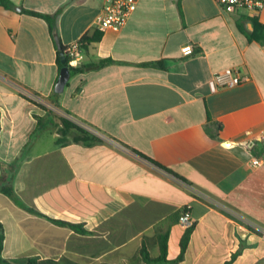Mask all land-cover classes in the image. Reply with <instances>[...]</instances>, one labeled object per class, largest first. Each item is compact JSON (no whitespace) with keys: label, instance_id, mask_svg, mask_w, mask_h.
<instances>
[{"label":"crops","instance_id":"obj_1","mask_svg":"<svg viewBox=\"0 0 264 264\" xmlns=\"http://www.w3.org/2000/svg\"><path fill=\"white\" fill-rule=\"evenodd\" d=\"M10 1L13 11L0 6L3 258L144 264L142 248L158 257V236L168 232L174 260L189 210L194 230L178 264H264V163L252 166L264 133V45L251 39L252 18L215 0H140L121 31L83 52L82 65L114 63L71 73L58 94L55 35L65 47L95 32L105 0ZM24 10L60 11L56 33ZM255 18L264 25V8ZM229 67L248 80L212 90L213 75ZM61 117L102 142L63 135ZM5 186L47 218L17 205Z\"/></svg>","mask_w":264,"mask_h":264},{"label":"trees","instance_id":"obj_2","mask_svg":"<svg viewBox=\"0 0 264 264\" xmlns=\"http://www.w3.org/2000/svg\"><path fill=\"white\" fill-rule=\"evenodd\" d=\"M0 6L7 9V10H11L13 11L15 9V5L10 1V0H0ZM24 13H27L29 15H33L36 17H40L42 19H44L48 25L49 28L51 30L52 34H55L56 32V21H57V17L60 14V11H57L55 14L53 15H44V14H40V13H36V12H32V11H23ZM251 23L254 25V31L251 34V39L257 41L258 43L264 45V25L260 24L258 22V20L256 18H252ZM103 34L100 32H93L92 34H87L85 35L82 39V43H81V50L82 52H89L91 45L95 44V43H99L102 39ZM64 50V47H63ZM60 53V52H59ZM111 63H114V60L112 59H101L98 60L96 62H89L88 64L82 65L81 67L77 68V69H73L70 68L71 73H79V72H87V71H93V70H99L102 69L108 65H110ZM64 66H67L66 64L63 65L60 61V57H59V67L60 69H62ZM61 121V132L63 135H71L72 139L75 142H81L82 144L86 145V146H91L93 144L96 143H100L102 142V140L93 135L92 133L88 132L87 130L81 128L80 126H78L77 124H75L73 121L65 118V117H61L60 118ZM222 131L221 126H219L217 128V133L214 136V138L216 139H220L219 137V133ZM259 146V144L257 142H248L246 143V147L249 148L251 151H254L257 149V147ZM264 153V142L262 143V147L260 149V154L258 155L261 156ZM2 193H4L5 195L13 198V200L15 201V203L19 206H21L22 208H24L25 210H27L28 212L35 214L37 216L43 217V218H47L46 216H44L42 213L38 212L37 210L33 209V208H29L24 206L23 204H21L19 202V200H17V198L15 197L14 194V190L11 186H5L2 190ZM49 219V218H48ZM53 223L62 226V227H70L73 229H77L79 226L75 225V224H71L68 222H64V221H59V220H55V219H50ZM194 230V227L189 228L186 230V232L184 233L181 242H180V254L179 256L174 259V260H170L168 258L169 255V234L168 232L165 234H160L158 236V243H159V248H160V254L158 257L153 258L150 256L149 252L145 249V247L142 248L141 250V255H142V259L144 264H178L179 262H181L184 257H185V253L190 241V237L191 234ZM83 231V230H82ZM84 232V231H83ZM4 241H5V234H4V229L3 226L0 224V264H55L54 262H40L35 258H26V259H16V260H7L5 258H3L2 256V252H3V248H4ZM235 257H233L234 259ZM231 262H227L226 264H230Z\"/></svg>","mask_w":264,"mask_h":264},{"label":"built area","instance_id":"obj_3","mask_svg":"<svg viewBox=\"0 0 264 264\" xmlns=\"http://www.w3.org/2000/svg\"><path fill=\"white\" fill-rule=\"evenodd\" d=\"M140 0H105L103 8L96 17L95 31L105 33L107 31L119 32L129 21L132 14L137 10ZM221 9L229 14L246 13L248 17L255 18L264 8V0H215ZM82 40L72 42L64 47V55L66 58L67 67L77 69L82 65L83 52L81 50ZM185 56H190L194 53L192 45L187 44L182 48ZM248 80L247 76L241 74L236 68H226L213 75L210 80L212 90H219L237 86ZM81 128L87 130L93 135L102 138L103 136L91 127L72 120ZM260 140L264 142V133ZM264 163V153L253 159L252 166L258 167ZM180 224L185 229L194 227V222L189 210H184L180 217ZM264 236V229H259Z\"/></svg>","mask_w":264,"mask_h":264},{"label":"water","instance_id":"obj_4","mask_svg":"<svg viewBox=\"0 0 264 264\" xmlns=\"http://www.w3.org/2000/svg\"><path fill=\"white\" fill-rule=\"evenodd\" d=\"M17 12H20L21 9L20 8H16ZM55 41L59 50V56H60V61L63 65L66 64V58L63 52V47L61 45V42L59 40L58 35H55ZM71 78V71L67 66H64L61 71H60V76L58 78V81L56 83V87H55V92L56 93H62L64 91V89L66 88L69 80Z\"/></svg>","mask_w":264,"mask_h":264},{"label":"rangeland","instance_id":"obj_5","mask_svg":"<svg viewBox=\"0 0 264 264\" xmlns=\"http://www.w3.org/2000/svg\"><path fill=\"white\" fill-rule=\"evenodd\" d=\"M132 264H142V260L140 258H135L134 260L131 261Z\"/></svg>","mask_w":264,"mask_h":264}]
</instances>
